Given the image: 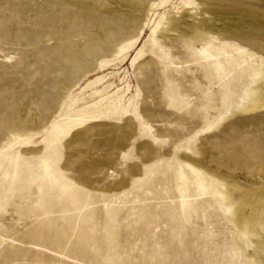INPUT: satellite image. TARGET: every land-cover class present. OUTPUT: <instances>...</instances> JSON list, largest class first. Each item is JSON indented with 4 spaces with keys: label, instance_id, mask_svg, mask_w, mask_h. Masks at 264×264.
I'll use <instances>...</instances> for the list:
<instances>
[{
    "label": "rangeland",
    "instance_id": "374dc122",
    "mask_svg": "<svg viewBox=\"0 0 264 264\" xmlns=\"http://www.w3.org/2000/svg\"><path fill=\"white\" fill-rule=\"evenodd\" d=\"M262 103L264 0H0V264H264Z\"/></svg>",
    "mask_w": 264,
    "mask_h": 264
},
{
    "label": "bare ground",
    "instance_id": "6f19581e",
    "mask_svg": "<svg viewBox=\"0 0 264 264\" xmlns=\"http://www.w3.org/2000/svg\"><path fill=\"white\" fill-rule=\"evenodd\" d=\"M236 102V101H235ZM229 105V104H228ZM257 105H259L258 103H257ZM262 106L264 105L263 103L261 104ZM227 107V106H226ZM229 108V107H228ZM239 108V107H238ZM233 109V108H232ZM228 121V120H227ZM226 121V122H227ZM235 121V120H234ZM225 124H227L228 125V123H225ZM231 124V123H230ZM226 126V125H225ZM232 126H233V124H232ZM223 127H224V125H223ZM230 127V126H229ZM236 127H237V125H236ZM236 127H235V129H236ZM225 128V127H224ZM232 128H234V127H232ZM231 128H229V130H230ZM238 129V128H237ZM235 130L234 132H236L235 133V137H237L238 138V140H240L241 139V134H242V132H243V130H244V127L243 126H241L238 130ZM249 129H253V130H256V131H258L259 132V134L256 136L257 138L254 140H252L251 141V144L252 145H254L255 147H257V148H255V149H260V148H262L261 146H263L264 145V133L262 132V130H261V126L259 127L256 123H249ZM234 134V133H233Z\"/></svg>",
    "mask_w": 264,
    "mask_h": 264
}]
</instances>
